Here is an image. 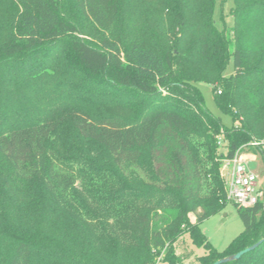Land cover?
Instances as JSON below:
<instances>
[{
  "label": "trees",
  "instance_id": "1",
  "mask_svg": "<svg viewBox=\"0 0 264 264\" xmlns=\"http://www.w3.org/2000/svg\"><path fill=\"white\" fill-rule=\"evenodd\" d=\"M215 2L0 0V264H179L184 234L196 264L261 239L221 264H264L262 203L221 251L199 227L223 159L264 140V0L223 28Z\"/></svg>",
  "mask_w": 264,
  "mask_h": 264
},
{
  "label": "rangeland",
  "instance_id": "2",
  "mask_svg": "<svg viewBox=\"0 0 264 264\" xmlns=\"http://www.w3.org/2000/svg\"><path fill=\"white\" fill-rule=\"evenodd\" d=\"M233 0H216L213 18L218 28L229 27L233 24L230 10ZM232 71L229 64L226 73ZM198 87L203 94L205 107L215 116H219L222 123L230 126L233 121L228 115L220 113L213 100L212 85L204 82L198 83ZM252 148V147H251ZM251 148H245L244 152ZM225 151V142L220 140L218 152ZM257 158L248 163V167L258 175V186L264 187V144L255 150ZM220 171L225 176L226 169L221 166ZM200 229L204 232L211 245L218 251L223 250L228 243L243 230V223L237 213L235 206L228 203L221 211L207 217L199 223ZM202 247L192 244L188 234L182 235L175 242V253H178L182 260L179 264H196V257L203 253ZM156 264H169L165 261H157Z\"/></svg>",
  "mask_w": 264,
  "mask_h": 264
},
{
  "label": "built area",
  "instance_id": "3",
  "mask_svg": "<svg viewBox=\"0 0 264 264\" xmlns=\"http://www.w3.org/2000/svg\"><path fill=\"white\" fill-rule=\"evenodd\" d=\"M261 144H264V140L253 139L240 146L233 156L223 159L222 166L226 169L225 176L222 175L226 202L242 208L253 207L258 203L264 205V187L258 186V175L248 167L243 154L245 148L261 147Z\"/></svg>",
  "mask_w": 264,
  "mask_h": 264
},
{
  "label": "water",
  "instance_id": "4",
  "mask_svg": "<svg viewBox=\"0 0 264 264\" xmlns=\"http://www.w3.org/2000/svg\"><path fill=\"white\" fill-rule=\"evenodd\" d=\"M262 242V239L255 242L254 244L248 246V247H245L239 251H237L236 253H233V254H230L228 256H225V257H222L220 259H217L216 261H214L213 263L211 264H221V263H224V262H228V261H231V260H235V259H238L241 255H243L244 253L254 249L256 246H258L260 243Z\"/></svg>",
  "mask_w": 264,
  "mask_h": 264
},
{
  "label": "crops",
  "instance_id": "5",
  "mask_svg": "<svg viewBox=\"0 0 264 264\" xmlns=\"http://www.w3.org/2000/svg\"><path fill=\"white\" fill-rule=\"evenodd\" d=\"M243 154L247 161V164L257 158V155L255 154V149L253 147L249 151L244 152Z\"/></svg>",
  "mask_w": 264,
  "mask_h": 264
}]
</instances>
